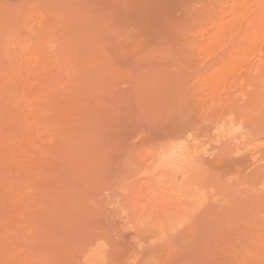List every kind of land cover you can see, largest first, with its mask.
<instances>
[{
    "label": "rangeland",
    "instance_id": "1",
    "mask_svg": "<svg viewBox=\"0 0 264 264\" xmlns=\"http://www.w3.org/2000/svg\"><path fill=\"white\" fill-rule=\"evenodd\" d=\"M220 1L221 5L223 1H225L222 5V9L220 7ZM228 1L229 0H0V22L1 19H3L5 13L9 11L14 12L15 9L16 13L14 12V16H19V10L22 9V11L25 10V12L34 10V13L42 12V14L44 13L45 15L50 14L52 16V18H49L50 21L51 19L54 20V17H57L56 20L58 19V23L55 21L56 29L55 31H53L56 40L55 46L57 51H60L62 47H67V49L71 47V51L68 49V52L70 53L68 54L69 61H81L79 62V64L82 66L84 64H89V69H86L87 76H84L85 73L83 71L86 72V70L83 69L82 72L79 71L76 73L75 71H73L70 74L71 76L68 75V73L70 72L63 70L64 72L61 75L63 83L59 82V86H57L59 90L54 86L53 88L55 90H53L52 88L51 90L49 89V92L48 90L45 91L46 94L45 96H43L44 99L42 95H39L38 97L39 99L41 96L38 101L42 102V107L41 105H36V107L39 106L38 109L40 111H47L48 109H52L53 106H56L53 109L57 111L56 112L53 110V112L52 110H49L47 112H44L43 116V113L39 114V110L37 111L36 108L38 115L41 116V120H51L55 122L57 121V119L58 121L60 119L62 121H66L67 119L68 121L70 120L69 123H71V125H69L67 121L65 123L63 122L64 124L62 123V125L66 126L68 123V127L70 129L68 127H65L66 129L64 130L63 128L62 134L60 135L59 133H61V131H59L58 133V130L59 128H61V126L57 130H55L59 126L58 124L57 127L49 128L50 130L47 128L48 130H45V133L41 135L39 133V127L37 126V128L35 126L37 128L35 129L33 124L31 125V123L35 122L36 120H31V122H29V115H25L27 116H24L25 119H28L26 124L28 123L29 127L32 126L34 129L31 127V130H29L30 128L28 127V125L27 127H25V130L21 129L24 128L25 125L23 127L20 126V130L19 128L17 129L15 127L12 129H14V131L16 129L17 132L20 131L18 133L20 135L23 134L24 139H26L27 141H25L24 139H19V142H17V140L16 143L12 139V136L14 135H12L11 133L9 136L10 138H7V140L10 139L8 141H11L8 142V145L17 144L16 148H18V146L21 147L20 149L22 152L20 153L23 155L18 153V151L20 150L19 148L16 150L12 149V146L14 145L10 146V148L8 145H6L7 152L3 155L4 158L9 159L10 162L12 160V165L14 163L13 166L16 171L15 174L19 175L20 173H22L21 171L24 172L23 174L25 175V179L23 178V180L22 177L21 179L22 185L25 188L23 190V195L26 197H24V201L26 200V203L23 204L22 202H20V204L22 203L23 205L17 203L19 206L16 204V206L18 207H24V209H22V207L20 208L21 212L19 211V208L18 210L17 208H15V202L18 201L17 193L19 192V190L17 189V192L12 191V187H10V184L14 180L12 177L13 174H11L10 169L7 168V172L5 173L7 175L9 174V177L11 178L8 179L9 177H7L6 175L4 176L5 173L2 172V175L5 178L7 177L8 181H6L4 177L1 178L4 179L6 183L2 179L1 181H3L5 186H7L6 188L9 187L8 194L10 192L13 195L14 193H16V196L9 195L10 197L8 198V201H10L9 199H12L11 201H13L14 204L10 205V203L8 202L7 204H4L2 203V201L0 202V206H2L3 208V206L5 205L6 208L4 207V209L7 210V214L9 213V216L11 214L8 210L12 205L15 206H12L10 208L14 210H12L13 213L16 210L20 213H17V216L15 215L16 218L13 214L11 217H14L15 219L10 217L13 222L9 219L10 221L6 226L7 223L3 224L2 219L3 221L6 220L7 222L9 216L6 214L8 218L5 219L7 217L5 216L6 210L4 211L2 209L4 211L3 217L5 218L1 219V223L3 226L5 225L4 227L9 228L8 230L5 229V232L2 231V233H0V237L4 238L7 235L10 237L9 238L7 236V241L10 243V245H8L10 246V248L6 246V248L8 247V249H10V251L8 250L7 253L11 254L12 251L16 249L19 255L18 261L20 264H42L40 262H43L42 260L44 259H39V255H41L43 252L44 255L47 254L46 260L49 261L47 262L45 260L47 264H88L89 262H87L88 260H86V258L89 257L88 254L90 255V257L92 256V253L93 255L98 254L102 256V252L107 255V258H105L104 261L107 259L108 261L105 262L108 264H252L254 261V264L264 263V258H261L264 255V171L261 172V170L259 171V169L254 170L251 167V169L247 168L244 162L241 163V161H239L241 159V155L243 156L244 154L238 153L236 149V145L238 147L241 142H243V144L246 142L244 141L245 138L248 141L250 139L251 141H254V143L257 142V144L259 143L261 145V143L264 142V136L262 137L261 135L262 138L260 137V135L257 137L254 126H252L253 133L256 134L251 135L253 133H251L252 129H250V126L252 125L251 123L254 124V121L251 122L248 120H251L249 118L253 116L248 117V119L246 118L247 122L245 121L244 126L243 124L239 126L241 131L239 130V127L237 131L235 129L232 130L231 127L234 128L233 124L227 123L226 125L231 126L229 127L230 129L227 126L228 129L225 130L228 132V134L226 132L224 133L223 131V128L226 129L225 126H220L219 124V126H216L217 123L214 125L215 120L212 119L213 114H215L214 117L217 115L216 110H214L213 108V103L217 104V102H219V104L221 105L223 101L231 97L229 94V92L231 93V91L236 94L234 95L235 99L236 96H239V94L244 96L246 95L245 92L247 91L245 90L244 92V89L249 88V86H246L244 88L243 83H236L237 85H240L239 87H237L236 84L234 86V84L230 85L228 83L227 85L229 87H227L220 81L222 83L220 84V88H218L219 84H217L218 86L215 90L213 87L215 83H212L215 81L217 75L221 72L219 71L221 70V67H218V69L216 70L215 68H217V66L215 67L214 65L220 63L218 65L220 66L221 63L225 61L224 58H227V56L230 55V47H228L229 45H226L225 48L221 45L219 49L221 40L224 37L222 34L223 32H217V26L219 25V22L221 23L222 21L221 19H219V21L218 18L222 17L226 19L229 17L228 9L232 7L230 5L233 4V0H230L229 2ZM241 3L243 4L244 0L243 2L241 0H238V6L239 4L242 5ZM2 7L4 9H2ZM12 8L14 10H12ZM225 8L228 13L225 11ZM221 10L225 11L226 13L221 12L223 15L220 14ZM24 13L22 12L21 15H23ZM216 13L220 14V16L218 14V16L216 15L217 18L215 16ZM210 18H214L213 20L215 22ZM211 21H213L214 24ZM31 22L32 25L35 23V21L34 23L33 21ZM20 24V22L18 23L16 20H14L9 25H4V27L1 26L2 29L4 28V34L1 31L4 36H2V34L0 35L2 38L0 39V44H2L4 40L3 37H6L7 33L10 32L11 33L8 34V38L10 39V36L12 34V37H16L15 39H22L23 42H26L27 44L33 42V40L35 39L32 36L33 34L29 35V31L27 30V28L23 27L22 24ZM9 26H13L14 29L9 28ZM80 27H82V29L84 30H82ZM79 28L81 30H78ZM202 29L203 32H200L202 31ZM12 32H15V34L13 35ZM197 32L199 33V35L197 34ZM201 33L204 34L201 35ZM6 40L8 41L9 39ZM213 43L216 48L212 46ZM72 49L74 50V52L72 51ZM31 50L38 52L41 56H44L41 61H32L31 63L33 67L32 69L30 68V71H32V77H30V79H32V83L34 84L37 83L39 78H44L43 75H45V73L41 70L40 65L41 62L43 63L44 61H47V59H49V50L45 45H41L39 43H35L33 46H31ZM223 50L225 53L223 52ZM219 51L223 52V54H221V52ZM12 53L14 56L17 51H13ZM96 53L98 54L96 55ZM217 55L218 57L215 58V56ZM209 58H211L212 61L215 58L216 60H214V62L216 63H212L210 61V65ZM94 60L96 61L95 64H93ZM204 63H208L210 66H207V64ZM100 64L102 66H100ZM205 65L206 67H208L206 70ZM203 67H205V72L203 71ZM90 69L93 70L92 73L94 76L91 74ZM213 69L214 72L212 71L213 73H211V70ZM202 72L204 75L202 74ZM78 73H80V76L82 75L86 77V79H84L83 81V77L81 76V78H79L80 76L78 75ZM94 77L97 78L94 79ZM204 78L206 80H203ZM89 79L90 82L88 83ZM104 80L106 81V83L104 82ZM202 80L206 82H203ZM82 81L83 83H81ZM86 85H89L88 87L90 88H88ZM92 85H94V87H92ZM72 86L74 88H71ZM96 86L98 87L95 89ZM217 88L220 90L221 93L219 94L221 95L218 94ZM60 89L61 92H59ZM68 89H70L71 91L69 93H72L73 95H69L67 91ZM226 89H228L229 91ZM238 90L241 91L239 92ZM54 91H57V93ZM51 92L54 96H58V92L60 93V97H58V101L60 103L56 101L57 98H52ZM78 92L80 94L79 100L78 96H76ZM62 94H64L63 99H65V96H68L67 98L69 99L66 100L70 102H65V100L63 102V99L61 100ZM49 96L51 97L53 102L50 98H48ZM210 96L213 98H211ZM88 97H90V99ZM214 98H218V100ZM72 99H77V101H73ZM50 100L51 104H55V100L58 105L61 104L62 106L60 105V107H57V103L55 105H51L49 103ZM238 100H240V102H242L241 100L245 101V99H242L241 96L237 98V101ZM38 101L36 102L39 103ZM61 102L65 103V105ZM47 103L50 105H48ZM173 103L175 104L174 106ZM242 103L239 104L242 105ZM74 104L76 105L74 106ZM45 105L48 106L45 107ZM22 106L23 105L21 104L18 111H20L21 108L24 110V108L26 107L25 111L29 114L30 110L28 104L26 103L24 105V108ZM40 107L42 109H40ZM109 107L111 109H108ZM58 108H60V110ZM58 110L62 113H58ZM211 110L213 111V113ZM10 111L18 112L15 109H11ZM25 111L23 113H25ZM78 111L80 113H78ZM8 112L6 114H10V112ZM31 112H33L32 115H35V113H37L35 111ZM52 112L53 114H50ZM46 113L49 114L47 115ZM72 113H74L75 116L74 114L72 116ZM253 113H256V111H254ZM2 115H4V113H2ZM53 115L57 118H55ZM61 115L62 118H59V116L61 117ZM258 115L261 116V113H259ZM258 115H256L257 121H255L257 125L260 124L259 120L264 121V118L262 119V116L258 117ZM5 117L6 116H3V119ZM52 118L55 120H53ZM89 118L92 120V122H95L92 123L91 121H89ZM3 119L1 118L0 120ZM32 119L34 120L33 117ZM61 120L59 122H61ZM84 121L86 122L84 123ZM6 122L4 121L5 124ZM1 125L0 127L3 128V126ZM6 125L9 127L11 124L9 122ZM94 126L97 129H95ZM8 127H6V129L4 126V129L0 130H4V132H6L7 130H9ZM83 127H85V129ZM211 127L212 129H210ZM235 127L237 128V125ZM9 128H11V126ZM26 128L28 130H26ZM87 128L88 131L90 129L89 134L91 133V136L88 135L84 138L88 141L91 139L90 143L93 146H90H92V148H85L84 144L86 146L88 141H86L87 143H84L81 140L83 138V136L81 138V134H88ZM213 128L215 130V133L213 132ZM66 130L71 131H68V133ZM16 131L15 133H17ZM63 131L66 132H64L63 134ZM245 131H249L251 138L250 136H248V132L246 133ZM9 132L11 131L9 130ZM52 132L56 136L53 135ZM231 132L233 134L234 132L236 133L235 135H233ZM239 132L242 133H240L239 135ZM12 133L14 132L12 131ZM65 133H67L68 135ZM216 133H218V136L216 135ZM223 133L224 136L222 135ZM73 134L75 135L72 136ZM212 134H215L216 136ZM52 135L53 138H51ZM229 135H233V140L235 139V141L239 140L238 138L240 137L241 141H237V143L239 144H235V142H233L231 136ZM73 137L74 139H72ZM219 137L221 138L219 139ZM226 137L228 141H230L231 139L232 141L230 143L233 144L229 146L230 143L226 142ZM247 137H249V139ZM20 138H23L22 135ZM78 138H80L81 141ZM188 138L191 139L192 142ZM56 139L59 140V142ZM61 139L62 141L64 140L63 143ZM222 140H225V142H223ZM65 141L68 142V144ZM195 142H197L196 145H199L200 147H203L205 145L203 147V151L206 152L205 156L209 157L210 155L211 158L217 159L216 161L215 159H213L212 162V159L210 157V159L208 157H205L206 159H208V162L205 160L204 164H206V168L203 167V169L205 168V170H207H203L204 174L202 171V174H200L202 176L200 177H203L201 180L202 183H205V181L203 180H206V184H203V187H207L205 188L207 192L204 188L203 191L201 190L200 192H198L199 195L197 194L195 196L196 199L195 197H193L195 201L193 202L195 206L193 204V207L191 206V208L193 209H190L188 213L185 212L186 214L182 213L181 215H179V220L176 219V222L173 221L172 223L168 222V225L165 223L163 231L161 227H159L160 230L156 229L157 226L155 225L158 222V218H160V210H169L170 206L172 208L176 207L175 204L171 205L170 201L174 199L171 196L169 197V193L172 189L167 180L165 182V180L162 179L164 181L163 184H160L158 180L155 181V178L161 179V177H163V172L161 171V168L158 167L162 162H167L168 164L169 162H172L170 160V154L174 151H177L174 150L175 148H179L176 146L173 147L174 144H177L182 148V145L186 143L194 145ZM221 142L222 146L226 145L225 143H229V148L232 145H235L234 147L232 146L233 148L231 147L230 150L226 147V150H229L228 153L230 154V157H232L231 154L233 153V151L236 152L233 153L237 154V156L233 155L236 158V161L232 158V162V160H230L231 158L224 156L227 154V151L224 153L222 152L223 156H220L219 149L222 147L219 145L221 144ZM81 143L83 144V146ZM44 145L47 147H45ZM170 146L171 149L169 148ZM56 147L63 148L59 149L61 150L60 152L58 149L55 150ZM81 147H84L85 149ZM205 147L208 148L207 151ZM261 147L262 146H260L259 148L263 150L264 153V145L262 148ZM70 148L72 151L70 150ZM36 149L39 152L38 155ZM43 149L44 151H42ZM63 149L64 151H62ZM155 149L164 151L162 154L166 153V155H168L169 161L167 160L166 156H163L161 154V157H163H160L161 160L158 162L159 164L157 163V165L155 164V166L152 163V155L155 152ZM9 150L11 153H9ZM53 150L56 154L52 153L54 152ZM33 151H35L36 153H34ZM56 151L60 152V154L62 153L65 156L61 155L60 157V154L58 155ZM83 151H89L87 153L88 155L86 154L84 156ZM97 152H100V154H98ZM210 152L212 155L207 154ZM214 152L218 153L215 155ZM96 154L98 155V157ZM218 154L220 156L219 158L217 157ZM81 155H83V157ZM202 155L204 156V154ZM18 156L20 157V159ZM46 156L49 158H47ZM66 156L70 157V160ZM40 157H42L43 159ZM45 157L47 158V160H51L54 157V160L52 159L51 162L50 160L46 161ZM57 157H59L58 161H60V163L57 161ZM84 157L88 160L84 159L83 161L82 158ZM94 158H97V160H95V166L93 167V163L91 164V162L92 159L94 160ZM37 159L40 160L41 164ZM218 159L221 160V162L218 161ZM16 160H18L19 163H17ZM21 161H23V164L21 163ZM52 161H54V163ZM86 161L88 162V165ZM89 161L91 162L89 163ZM63 162L65 163V168H68L67 170L61 168V165L63 167ZM214 162H216V165H214ZM20 163L23 166L25 165V167L22 168L24 170L20 168ZM35 163L39 164H37L36 166ZM175 164L176 163H174L173 165L175 166ZM208 164L210 165V167L208 166ZM46 166L50 167L51 170L54 169V174H51L52 171L50 170V168H48V172L44 170ZM72 166H74L73 169L75 171L71 169V172L69 168H72ZM148 167H151L152 171L151 168L149 171ZM160 167H162V165ZM208 167L209 169L211 168V171H209L211 174L207 172L209 170ZM244 167H246L247 169H245ZM37 168H40L42 170L36 171ZM58 168L60 169V171ZM144 168L147 169V173L145 172ZM155 168L159 169L158 172L160 171L161 176L160 174H157L158 172ZM182 170L183 169L181 168V171H179L177 168V177H181L179 175ZM252 170L258 171L259 173L261 172L263 174L258 173V175ZM141 171L143 173L145 172V174L147 175H143ZM155 171L157 172L156 174L160 177H156V174L154 173ZM60 173H63V178L62 174ZM47 174L50 176H47ZM183 174L181 173V175ZM206 175H209V177L206 178ZM26 176L28 177L27 179ZM57 176L59 177L57 178ZM84 176L86 178H84ZM152 176L155 177V180L152 178L154 180L153 182H151L152 179L150 178ZM51 177L54 178V180L51 179ZM59 178L61 181L58 180ZM183 178H185L184 175L182 178H178V180H181ZM212 178L213 180H211ZM48 179H51L52 181H50L53 183H50ZM38 180H40L41 183L45 184V181H47L48 185L46 184L47 187H44L43 189L46 190L48 188V192L41 191L43 190L41 188L45 186V184H40ZM162 180L159 181L162 183ZM178 180L176 181L177 183L179 182ZM208 180L210 183H207ZM54 181L56 184L54 183ZM183 181L184 182L178 183L181 189L184 188V185L188 180L185 181L183 179ZM67 182L68 184L71 183V186L66 184ZM131 183L133 184L131 185ZM150 183L155 185V187L152 188L153 185L151 186ZM166 183L167 186L164 187L163 185H166ZM208 184L210 185L207 186ZM39 185L41 188L39 187ZM208 187L211 188V191ZM159 188L162 190V193L161 195H158L159 197L155 195L156 198L159 199H156L159 202L155 203V200H153L154 198H151L152 195L150 196L149 194H152L151 192L155 194L157 189ZM76 189L78 190L75 191ZM184 189L187 188L185 187ZM32 190H36L34 191L36 193H33ZM168 190L170 192L168 193L166 199L165 195L167 194ZM163 191L166 192V194L164 193L165 195L163 194ZM53 194H56V197ZM66 195L68 196V198L64 197ZM237 195H239V197ZM13 197L16 198L15 201L13 200ZM198 197L202 199H199ZM20 198L21 197H19V199ZM77 198L80 199L77 200ZM40 199L43 202H41ZM44 199L48 203L50 201V203L48 204L49 207H46L45 203L47 202H45ZM5 200H7V197ZM33 200L37 202L36 205L38 206L35 205V207H38L37 209L32 206L33 204H35ZM74 201L76 203H74ZM84 201L86 202V204ZM64 202L66 203L64 204ZM161 202H164L163 205L165 206V208ZM166 202L168 203V207H166ZM8 204L10 205V207L8 206ZM50 204H53V206ZM79 206L81 208H79ZM43 207L47 209V211ZM26 208L28 209L26 210ZM39 208H43L44 210H40ZM72 208H74L73 210L75 212H73ZM88 209L90 210L88 211ZM2 210H0L1 214H3ZM84 211L88 212L85 213ZM25 212L28 214V216ZM25 215L27 216V219H25ZM137 216H141L140 220H142L143 217L144 221L139 220L138 222ZM147 218H149L150 220L146 221ZM140 222H142L144 226H141L142 224ZM144 222H147V226H145L146 224ZM153 222H155V225ZM150 223L152 224V227L154 226L153 228H151ZM14 226H16V228H14ZM4 227L2 228L4 229ZM34 228L36 230H33ZM3 233H6L7 235H3ZM5 239L6 238H4V240H1L5 243ZM1 240L0 242H2ZM1 246L3 247L4 244L0 243V247ZM2 247L0 251L1 254L3 253L2 250L5 249V247H3L4 249H2ZM6 250L4 254H6ZM32 251L35 253H32V255H34L30 257L29 254ZM99 252L101 254H99ZM106 255L103 256L105 257ZM3 258L5 259V256ZM38 259L41 261H39ZM7 261L9 260L7 259ZM5 263L8 264L7 262ZM10 263L11 261H9V264Z\"/></svg>",
    "mask_w": 264,
    "mask_h": 264
},
{
    "label": "bare ground",
    "instance_id": "2",
    "mask_svg": "<svg viewBox=\"0 0 264 264\" xmlns=\"http://www.w3.org/2000/svg\"><path fill=\"white\" fill-rule=\"evenodd\" d=\"M230 1V0H229ZM228 1V2H229ZM242 2H243V0H241ZM225 1H223V3H224ZM227 2V3H228ZM237 2H238V0H233L232 1V5H230V6H232L231 8H229L228 9V11H229V17L228 18H226V19H224V18H218V20L219 19H221L222 21H221V23L219 22V25L217 26L218 27V30H217V32H223L222 34H223V37L224 38H222V40H221V44L219 45V49H220V46L222 45L224 48H225V46L226 45H229L228 47H230V50H229V52H230V55H228L227 56V58H224L225 57V55H224V59H225V61L224 62H222L221 63V65L220 66H218L219 64H217V65H214L215 67L217 66V68H215L216 70L218 69V67L220 68L221 67V70H219V71H221L218 75H217V77H216V79H215V81L214 82H212V83H215V85L213 86L214 87V89L216 90V87L218 86L217 84H219V87L218 88H220V84H222V83H224L225 84V86H227V87H229L227 84L229 83L230 85H232V84H234V86H235V84L237 83V84H242L243 83V86H244V88L246 87V86H249V88H245L244 89V92H245V90H247L246 92H245V94L246 95H244V96H242V95H240L239 94V96H241L242 97V99H245V101L244 100H241L242 102L244 101L245 102V104H244V102L242 103V102H240V100H238L237 101V98L239 97H237L236 96V99H235V96L234 95H236V94H234V92L233 91H231V93L229 92V94H230V96L231 97H229L227 100H225V101H223L222 103H221V105L219 104V102H217L216 100H218V98L216 99V98H214V99H216L215 101L217 102V104H215V103H213L214 105H213V108H214V110H216V113H217V115L214 117V115L215 114H213V116H212V119H214L215 121H214V125L216 124V126H225L226 127V129L225 128H223L224 130V133L226 132L227 134H228V132L227 131H225V130H227L229 127H231L230 125H226L227 123H231V124H233V126H234V128H232L231 127V129L233 130V129H235L236 131L238 130V127L241 125V124H243V126H244V123H245V121H246V118L248 119V117H250V116H253V117H251V118H249V119H251V120H248V121H254V124L253 123H251L252 125L250 126V129H252V131H251V133H253V128H252V126H254V129H255V131H256V133H257V137L260 135V137H261V135H262V137L264 136V121H262V120H259V125H257V123L255 122V121H257L256 119V115H258L259 113H261V116H262V119L264 118V0H244V3L242 4V5H240L239 4V6H238V4H237ZM240 2V1H239ZM223 3H222V5H223ZM231 3V2H230ZM220 5H221V1H220ZM222 5L220 6L221 7V9H222ZM227 5V4H226ZM229 7V6H228ZM1 9V8H0ZM2 9H4L3 7H2ZM5 9H7V8H5ZM12 10H14L13 8H12ZM16 10V9H15ZM15 10H14V12H15ZM21 10V11H20ZM19 10V16H14V12L13 11H9V12H7V13H3L4 14V16H3V19H1V22H0V35L2 34V32H3V29H2V27L1 26H3L4 27V25H9L12 21H14V20H16L18 23L20 22L21 24H22V26L23 27H25V28H27V30L29 31V35H31V34H33L32 36H33V38H35L34 40H33V42H31V43H29V44H27L26 42H23V40L22 39H19V38H17V39H15L16 37H12V34H11V39H12V42H11V39L10 38H8L9 36H8V34H10V33H7V36L6 37H3V42H2V44H0V113H1V117H0V119L2 118L3 119V116H6L3 120H0V125L1 126H3V128L2 127H0V129H4V126H5V128L6 127H8L6 124H8L9 122H10V126H11V128H9L8 127V129L11 131V132H9V130H7L6 132H4V130L3 131H1L0 130V199H1V201L0 202H2V203H4V204H7V202L8 203H10V205L11 204H14L13 203V201H11L12 199H9L10 201H8V198L10 197V196H12L13 194L10 192L9 194H8V192H9V187L8 188H6L7 186H5L4 185V183H3V181H5L4 179H2L5 175L7 176V177H9V174L7 175L5 172H7V168H9L10 169V172H11V174H13V176L12 175H10V176H12L13 177V181H12V183L10 184L11 186L10 187H12V191H16L17 192V189L19 190V192L17 193L18 194V198H17V202H15V206H16V204L18 203V204H20V202H22L23 204L24 203H26L25 201H24V195H23V190L25 189L24 188V186L22 185V179L24 178L25 179V175L23 174L24 172L23 171H21L22 173H20L19 175H17V174H15V168H14V163H13V165H12V160H11V162L9 161V159H5L4 158V155L3 154H5L6 152H7V149H6V145H8L9 143L8 142H11V141H8V140H10V139H8L7 140V138H10L9 136H10V133L12 134V135H14V136H12V139L14 140V142H16L17 140V142H19V139L20 140H23L24 139V136H23V134H21L22 135V139L20 138L21 137V135L18 133V132H20V131H16V129H15V131L17 132V133H15V131H14V129H12V128H19L20 126H24V128H21V129H24L25 130V127H27V125H28V123L26 124V122L28 121V119L30 120L29 122H31V120L32 121H35V122H33V123H31V125L33 124V126H34V128L35 129H37L38 127H39V129H40V131H39V133L42 135V134H44L45 133V130H48L49 128H53V127H57V125L59 124V126L55 129V130H57L60 126H61V128H59V130H58V133H59V131H61V133H59L60 135L62 134V129L64 128V130L66 129L65 127H68L69 125H71V123H69V121L66 119V121L69 123V125H68V123H67V125L65 126H63L62 125V123L64 122H66L65 120L64 121H62L61 119V122H59L58 121V119H57V121H51V120H41V116L40 115H38V108H39V106L41 105V107H42V102L40 101H38L40 98H41V96H40V98L38 99V97H39V95H42V97L43 96H45V94H46V90H48V92H49V89L51 90L54 86H55V88L57 87V86H59L58 84H59V82H62L63 80L61 79V75H62V73L64 72L63 70H66L67 72H70V73H68V75H70L73 71H75L76 73L77 72H82L83 70H86V69H89L88 67H89V64H87V65H80L79 64V62H81V61H79V62H77V60H68L69 59V57H68V54H70L69 52H68V49L71 51V47L70 48H68L67 49V47H62V49L60 50V51H57V49H56V46H55V44H56V40H55V36H54V34H53V31H55V29H56V27H55V23L57 22V20H56V18L54 17V20L53 19H51V21L49 20V18H52V16L50 15V14H42V12L41 13H38V12H35L34 13V10H29V11H26L25 12V10H23L22 11V9H20ZM1 11V10H0ZM225 11L228 13V11L226 10V8H225ZM225 11H220V14H222L223 12L224 13H226ZM24 13L23 15H21V13ZM222 12V13H221ZM1 13V12H0ZM16 13V12H15ZM215 13V12H214ZM219 15L220 16V14L219 13H216L215 14V16L216 15ZM217 15V16H218ZM223 15V14H222ZM228 15V14H227ZM21 16V17H20ZM214 16V15H213ZM217 16H216V18H217ZM210 19H212V18H210ZM214 19V18H213ZM212 19V20H213ZM218 20H216V21H218ZM31 21H33V23H34V21H35V23L32 25V22ZM56 21V22H55ZM214 21V20H213ZM213 21H211L212 23H213ZM220 21V20H219ZM215 22V21H214ZM31 23V24H30ZM58 23V22H57ZM218 23V22H217ZM13 24V23H12ZM14 24H15V22H14ZM20 24V25H21ZM214 24V23H213ZM213 24H212V26H213ZM81 26V25H80ZM87 26V25H86ZM16 27V26H15ZM9 28H13V26L12 27H10L9 26ZM81 29H82V27H80ZM78 29V30H81V29ZM85 28V27H84ZM14 29V28H13ZM200 29V28H199ZM239 29V30H238ZM82 30H84V29H82ZM216 30V29H215ZM2 31V32H1ZM205 31V30H204ZM238 31V32H237ZM199 32V31H198ZM197 32V34L199 35V33L200 32H203V29H202V31H200L199 33ZM5 33V34H6ZM13 33V32H12ZM194 33H195V31H194ZM3 34H4V32H3ZM2 34V36H4ZM15 34V32L13 33V35ZM77 34V33H76ZM196 34V35H197ZM202 34H204V33H201V35ZM216 34V33H215ZM218 34V33H217ZM210 35H212V34H210ZM225 35V36H224ZM16 36V35H15ZM81 37V36H80ZM79 37V38H80ZM213 37V36H212ZM83 38V37H82ZM214 38H215V36H214ZM0 39H2L1 38V36H0ZM6 39H9L8 41L6 40ZM16 40V41H15ZM81 40V39H80ZM0 42H1V40H0ZM7 42V43H6ZM211 42V41H210ZM219 42V41H218ZM218 42H216V43H218ZM4 43V44H3ZM35 43H39V44H41V45H45L46 47H47V49L49 50V59H47V61H44L43 63L41 62V65H40V68H41V70L45 73V75H43V79H40L39 78V80L37 81V83H32V79H30V77H32L31 75H32V71H30L31 69H32V65H31V63H32V61H41V59L42 58H44V56H41L38 52H36V51H32L31 50V46H33ZM204 43V42H203ZM7 46H6V45ZM9 44H11V45H9ZM209 44V43H208ZM211 44V43H210ZM1 45H3V46H1ZM231 45V46H230ZM11 46V47H10ZM68 46V45H67ZM212 46H214V48H216L215 47V45H214V43H213V45ZM217 46V45H216ZM49 47H50V49H49ZM69 47V46H68ZM83 47V46H82ZM85 48V47H84ZM84 48H83V50H84ZM14 49V50H13ZM221 49H222V47H221ZM212 50V49H211ZM218 50V49H217ZM15 52V51H17V53L16 54H14V56H13V53L12 52ZM72 51L74 52V50L72 49ZM93 52V51H92ZM215 52V51H214ZM219 52H221V51H219ZM223 52H224V50H223ZM223 52H221V54H223ZM88 53V52H87ZM209 53V52H208ZM207 53V54H208ZM225 53V52H224ZM73 54V53H72ZM71 54V55H72ZM98 53H96V55H97ZM206 54V55H207ZM220 54V55H221ZM205 55V56H206ZM15 59H14V58ZM68 57V58H67ZM88 57V56H87ZM93 57V56H92ZM207 57V56H206ZM218 57V55L217 56H215V58H217ZM222 57H220V58H222ZM75 58V57H74ZM205 58V57H204ZM208 58V57H207ZM213 59V61L211 60V58H209V62L211 61L212 63L214 62V60H216V59ZM73 59V58H72ZM78 59V58H77ZM87 59H89V58H87ZM95 59V58H94ZM68 60V61H67ZM202 60H203V58H202ZM207 60V59H206ZM221 60V59H220ZM87 61H90V60H87ZM84 62H86V61H84ZM83 62V63H84ZM95 60H94V63L93 64H95ZM101 62V61H100ZM203 62V61H202ZM208 62V61H207ZM211 62H210V65H211ZM221 62V61H220ZM91 63V64H92ZM214 63H216V62H214ZM204 64H207V66H210L208 63H204ZM97 65V64H96ZM91 66H93V65H91ZM99 66V65H98ZM100 66H102L101 64H100ZM94 67H95V65H94ZM205 67H206V65H205ZM203 67V71L205 72V70L208 68V67ZM213 67V66H212ZM31 68V69H30ZM100 68V67H99ZM199 68V67H198ZM204 68H205V70H204ZM214 68V67H213ZM83 69V70H82ZM94 69V68H93ZM97 69V68H96ZM211 69V68H210ZM91 70V69H90ZM95 70V69H94ZM30 71V72H29ZM92 71L93 70H91V74L93 75V73H92ZM101 71V70H100ZM209 71V70H208ZM214 72V69L213 70H211V73H213ZM84 73H85V75L84 76H87L86 74H87V70H86V72L85 71H83ZM207 72V71H206ZM80 73H78V75H79ZM202 74H203V72H202ZM205 74H207V73H205ZM25 75H27V76H25ZM92 75H90V76H92ZM115 75V74H114ZM113 75V76H114ZM204 75V74H203ZM202 75V76H203ZM213 75V74H212ZM71 76V75H70ZM80 76V75H79ZM78 76V77H79ZM82 76V75H81ZM81 76L79 77V78H81ZM84 76H82L83 77V81H84V79H86V77H84ZM94 76V75H93ZM106 76H107V74H106ZM201 76V77H202ZM26 77H28V78H26ZM77 77V76H76ZM98 77V76H97ZM97 77H94V79L95 78H97ZM198 77V76H197ZM205 77V76H204ZM208 77V76H207ZM210 77H211V75H210ZM88 78V77H87ZM90 78V77H89ZM100 78V77H99ZM105 78V77H104ZM110 78V77H109ZM206 78V77H205ZM203 79V80H206V79ZM71 79H72V77H71ZM75 79V78H74ZM91 79V78H90ZM90 79H89V81H88V83L90 82ZM101 79V78H100ZM100 79H98V80H100ZM29 80V81H28ZM93 80V79H92ZM107 80V79H106ZM202 80V81H203ZM67 81V80H66ZM66 81H64V82H66ZM83 81L81 82V83H83ZM222 83H221V82ZM31 82V83H30ZM78 82V81H77ZM80 82V81H79ZM104 82L106 83V81L104 80ZM203 82H206V81H203ZM63 83V82H62ZM72 83V82H71ZM87 83V82H86ZM211 83V82H210ZM32 84V85H31ZM70 84V83H69ZM97 84V83H96ZM96 84H94V85H96ZM208 84H209V82H208ZM236 84V85H237ZM245 84V85H244ZM75 85V84H74ZM94 85H92V87H94ZM66 86H67V84H66ZM79 86V85H78ZM84 86V85H83ZM87 87L89 86V85H86ZM212 86V85H211ZM240 85H237V87H239ZM85 87V86H84ZM91 87V88H92ZM98 86H96L95 87V89L97 88ZM210 87V86H209ZM226 87V88H227ZM242 87V86H241ZM46 88V89H45ZM48 88V89H47ZM58 88V87H57ZM71 88H74L73 86L71 87ZM88 88H90V87H88ZM217 88V92H218V94L219 93H221L220 92V90ZM81 89V88H80ZM85 89V88H84ZM208 89V88H207ZM249 89V90H248ZM43 90H44V92H43ZM53 90H55L54 88H53ZM53 90H52V92H53ZM58 90H59V88H58ZM79 90V89H78ZM77 90V91H78ZM92 90V89H91ZM226 90H228V89H226ZM62 91H63V89H62ZM68 91V93L69 92H71L70 91V89H68L67 90ZM90 91V90H89ZM93 91V90H92ZM91 91V92H92ZM229 91V90H228ZM239 91V90H238ZM241 91V90H240ZM239 91V92H240ZM242 91H243V89H242ZM52 92H51V95H52V98L53 99H56L57 98V100L56 101H58V97H60V93L59 92H61V89H60V91L58 92V96L57 95H53L52 94ZM54 92H56L57 93V91H54ZM208 92V91H207ZM216 92V93H217ZM56 93H54V94H56ZM63 93H64V91H63ZM82 93H83V90H82ZM85 93V92H84ZM211 93V92H210ZM215 93V92H214ZM66 94V93H65ZM92 94V93H91ZM90 94V95H91ZM234 96H232V95ZM64 94H62V96H61V100L63 99V96ZM69 95H73L72 93H69ZM79 92H78V94H76V96H78V100L80 99L79 98ZM82 95V94H81ZM209 95V94H208ZM219 95H221V94H219ZM238 95V94H237ZM47 96V95H46ZM57 96V97H56ZM75 96V95H74ZM215 96H217V95H215ZM214 96V97H215ZM68 97V96H67ZM66 96H65V99H63L62 101L64 102V100H65V102L67 101V102H70V101H68V100H66V99H69V98H67ZM94 97V96H93ZM211 97V96H210ZM244 97V98H243ZM48 98H50L51 99V97L49 96ZM70 98H71V96H70ZM72 98H73V96H72ZM75 98V97H74ZM77 98V97H76ZM89 99H90V97H88ZM92 98V97H91ZM211 98H213V97H211ZM43 99H44V97H43ZM42 99V100H43ZM213 99V100H214ZM221 99V98H220ZM241 99V98H240ZM48 100V99H47ZM52 100V99H51ZM51 100H50V102L49 101H46V102H49L50 104H51ZM60 100V99H59ZM60 100V101H61ZM73 101H77V99H72ZM71 100V101H72ZM81 100H83V99H81ZM86 100V99H85ZM92 100V99H91ZM209 100H212V99H209ZM235 100V101H234ZM36 101H38L39 103H37ZM174 101V100H173ZM172 101V102H173ZM208 101V100H207ZM37 104H36V103ZM52 102H53V100H52ZM87 102V101H86ZM211 102V101H210ZM18 103V104H17ZM20 103V104H19ZM28 104V107H29V110H30V112H29V114H28V112H26L25 111V108H24V105L25 104ZM44 103V102H43ZM54 103L56 104L57 102H55V100H54ZM58 103H60L59 101H58ZM58 103L56 104L57 105V107H60V105L61 104H59L58 105ZM62 103V102H61ZM72 103V102H71ZM175 103V102H174ZM173 103V106L175 105ZM239 103H242V105L241 104H239ZM21 104L23 105L22 107L24 108V110L22 109H20V111H18L19 110V108H20V106H21ZM48 104V103H47ZM50 104H48V105H50ZM55 104H51V105H55ZM62 104H64L65 105V103H62ZM73 104V103H72ZM77 104V103H76ZM76 104H74V106L76 105ZM84 104V103H83ZM245 106H244V105ZM36 105H39L38 107H36ZM47 105V106H48ZM68 105H71V104H68ZM80 105V104H79ZM44 106V105H43ZM46 105H45V107H47ZM62 106V105H61ZM78 106V105H77ZM76 106V107H77ZM88 106V105H87ZM92 106V105H91ZM106 106V105H105ZM107 106H109V105H107ZM206 106V105H205ZM40 107V109H42ZM56 106H53V108H55ZM211 107V106H210ZM209 107V108H210ZM36 108H37V111H36ZM49 108H52V107H49ZM48 109L47 111H56L55 109ZM64 108H65V106H64ZM63 108V109H64ZM79 108V107H78ZM88 108H90V107H88ZM93 108V107H92ZM91 108V109H92ZM105 108V107H104ZM17 110L18 112H16V111H14V112H12V111H10V110ZM57 109V108H56ZM59 110H60V108H58ZM74 109V108H73ZM108 109H111L110 107L108 108ZM212 109V108H211ZM28 110V111H29ZM43 110H44V108H43ZM58 110V113L60 112ZM71 110V109H70ZM104 110H106V109H104ZM207 110H208V108H207ZM256 111V113H253L254 111ZM10 112V114H6L7 112ZM25 111V113H23ZM31 111H35V112H37V113H35V115H32V113L33 112H31ZM42 111V110H41ZM40 110H39V114H41V113H43L42 115L44 116V112H47V111H42L41 112ZM53 111V112H54ZM62 111V110H61ZM80 111H81V109H80ZM88 111V110H87ZM108 111V110H107ZM212 111V110H211ZM211 111H209V112H211ZM8 112V113H9ZM12 112V113H11ZM53 112L52 113H50V114H53ZM57 112V111H56ZM64 112V111H63ZM71 112H73V111H71ZM104 112V111H103ZM106 112V111H105ZM111 112V111H110ZM2 113H4V115H2ZM31 113V114H30ZM57 113V114H58ZM62 112H60V114H61ZM68 113V112H67ZM70 113V112H69ZM78 113H80L79 111H78ZM86 113V112H85ZM107 113V112H106ZM212 113H213V111H212ZM6 114V115H5ZM36 114H37V116H36ZM47 115L49 114V113H46ZM71 114V113H70ZM73 114L74 113H72V116H73ZM252 114V115H251ZM25 115H29L28 116V119L26 120L25 119V117H27V116H25ZM55 115H56V113H55ZM254 115H255V117H254ZM25 116V117H24ZM42 116V117H43ZM51 116V115H50ZM54 116V115H53ZM69 116V115H68ZM74 116H75V114H74ZM260 115H258V117H261ZM32 117L34 118V120L32 119ZM55 118H57L56 116H54ZM76 117H78V116H76ZM75 117V118H76ZM81 117V116H80ZM85 117V116H84ZM31 118V119H30ZM40 118V119H39ZM59 118H62V115H61V117L59 116ZM73 118V117H72ZM252 118H253V120H252ZM25 119V120H24ZM46 119V118H45ZM50 119V118H49ZM53 119V118H52ZM64 119H65V117H64ZM68 119H70V118H68ZM78 119V118H77ZM87 119V118H86ZM90 119V118H89ZM53 120H55V119H53ZM76 120V119H75ZM264 120V119H263ZM4 121L6 122V121H8V122H6V124L4 123ZM71 121H72V119H71ZM89 121H91L92 122V120L90 119ZM80 122V121H79ZM86 121H84V123H85ZM95 122V121H94ZM94 122H92V123H94ZM247 122V121H246ZM55 123H57V124H55ZM63 123V124H64ZM72 123H74V122H72ZM83 123V124H84ZM34 124H37V125H34ZM87 124V123H86ZM219 124V125H218ZM30 125V126H31ZM237 125V128L235 127ZM37 128H36V127ZM63 126V127H62ZM83 126V125H82ZM88 126V125H87ZM227 126H228V128H227ZM28 127H29V125H28ZM32 127V126H31ZM31 127H29L30 129L29 130H31ZM97 127V126H96ZM242 127V126H241ZM33 128V127H32ZM33 128V129H34ZM48 128V129H47ZM69 128V127H68ZM84 129H85V127H83ZM83 128H81V129H83ZM89 128V127H88ZM88 128H87V131H88ZM94 128H95V126H94ZM7 129V128H6ZM12 129V130H11ZM70 129V128H69ZM80 129V128H79ZM95 129H97V128H95ZM210 129H212V127L210 128ZM230 129V128H229ZM19 130H20V128H19ZM26 130H28L27 128H26ZM50 130V129H49ZM213 130H214V128H213ZM239 130H240V127H239ZM12 131L14 132V133H12ZM22 131V130H21ZM33 131V130H32ZM35 131V130H34ZM37 131V130H36ZM44 131V132H43ZM67 131V130H66ZM66 131H63V134H64V132H66ZM69 132L71 131V130H68ZM67 131V132H68ZM80 131H82V130H80ZM89 131H90V129H89ZM89 131H88V134H81V138H82V136H83V138L85 137V136H88V135H90L91 136V133L89 134ZM211 131V130H210ZM218 131V130H217ZM219 131H220V129H219ZM241 131V130H240ZM68 132V133H69ZM74 132V131H73ZM76 132V131H75ZM85 132V131H84ZM97 132H98V130H97ZM212 132V131H211ZM214 133H215V130L213 131ZM243 132V131H242ZM242 132H239V135H240V133H242ZM246 132V131H245ZM248 132V134H249V131H247ZM246 132V133H247ZM23 133V132H22ZM25 133V132H24ZM49 133V132H48ZM50 133H51V131H50ZM55 133V132H54ZM58 133H56V134H58ZM220 133V132H219ZM222 133V132H221ZM224 133L222 134L223 136H224ZM232 133V132H231ZM235 133L236 132H234V134L233 135H235ZM244 133V132H243ZM256 133H253V134H251V135H254V134H256ZM38 134V133H37ZM47 134V133H46ZM52 134H53V132H52ZM65 134H67V133H65ZM226 134V135H227ZM230 134V133H229ZM245 134V133H244ZM248 134H246V135H248ZM49 135H51V134H49ZM53 135H55V134H53ZM53 135H52V137L51 138H53ZM68 135V134H67ZM67 135H65V136H67ZM75 134H73L72 136H74ZM212 135H215V134H212ZM216 135L218 136V133H216ZM215 135V136H216ZM233 135H229V136H231V138H232V140H233ZM20 136V137H19ZM56 136V135H55ZM54 136V137H55ZM59 136V135H58ZM64 136V135H63ZM71 136V135H70ZM222 136V137H223ZM229 136H227V137H229ZM237 136V135H236ZM236 136H235V138H236ZM245 136V135H244ZM248 136H250V134L248 135ZM69 137V136H68ZM95 137V136H94ZM227 137L225 138V140H227ZM242 137V136H241ZM256 137V138H257ZM261 137V138H262ZM81 139L84 143L86 142V141H88V140H86L85 138V140L84 139ZM198 138V137H197ZM221 137H219V139H220ZM224 138V137H223ZM222 138V139H223ZM248 139H249V137H247ZM250 138H251V136H250ZM254 138V137H253ZM63 139V138H62ZM62 139H61V141H62ZM70 139V138H69ZM72 139H74V137L72 138ZM79 140H80V138H78ZM77 139V140H78ZM189 139V138H188ZM187 139V140H188ZM219 139H218V141H219ZM239 140H237V141H241L240 139V137L238 138ZM244 139V138H243ZM255 139V138H254ZM25 141H27L26 139H24ZM57 140V139H56ZM80 140V141H81ZM95 140H96V138H95ZM94 140V141H95ZM189 140H191V139H189ZM201 140V139H200ZM225 140H222L223 142H225ZM231 139H230V141H226V142H231L232 141ZM253 140V139H252ZM257 140V139H256ZM256 140H255V142H256ZM261 140V139H260ZM53 141H55V140H53ZM58 142H59V140H57ZM64 141V140H63ZM63 141H62V143H63ZM90 141H91V139L88 141V143H89V146H88V143L86 144V146H85V144H84V147L85 148H88V147H91L92 148V144L90 143ZM237 141H235V139L233 140V142H235V144L237 143ZM243 141V140H242ZM244 141H246L244 144H243V142H241V144H243V145H239L238 147H237V145H236V149H237V152L238 153H240V154H244L243 156L241 155V159L239 160V161H241V163L242 162H244L245 164H246V167L247 168H249V169H259V171L261 170V172L262 171H264V153H263V150H261L259 147L260 146H262L263 147V145H264V142L263 143H261V145L258 143L257 144V142L256 143H254V141H251L250 139H249V141H251V142H249L246 138H245V140ZM258 141V140H257ZM16 142V143H17ZM57 142V143H58ZM66 142V141H65ZM99 142V141H98ZM191 142H192V140H191ZM7 143V144H6ZM61 143V144H62ZM67 144H68V142H66ZM70 143H72V142H70ZM81 143V144H82ZM101 143V142H100ZM99 143V144H100ZM193 143H194V141H193ZM196 143L197 142H195V144L194 145H191V144H184V145H182V148L179 146V145H177L178 144V142H177V144H174L173 145V147L174 146H176V147H179L178 149H174V150H177V151H174V152H172L171 154H170V157H171V161L173 162H169V164L166 162V163H164V162H162L161 163V165H162V167H160L161 165H159V167L158 168H161V171L163 172V177H161V179L160 178H155V177H150L151 179L153 178H155L154 180L155 181H157L158 180V182L160 183V184H163L164 183V181L163 180H165V182H166V180H167V182L170 184V186H171V189H169V190H171V192L168 190V192H167V194H166V192H164L163 191V194L166 196V199H167V196H168V193H169V197L171 196L174 200H169L170 202H171V205L173 204H175V206L176 207H174V208H172L171 206L169 207L170 209L169 210H164V209H161L160 210V215H159V217L160 218H158V224L156 223V225H155V222H156V219H155V222H153L154 223V225L155 226H157V228L156 229H159V227H161L162 228V231H163V228L165 227V223L167 224L168 222H170V223H172L173 221H175L176 222V219H178L179 220V215H181L182 213H188V211H190V209L192 210L193 208H191V206H192V204H193V202H195L194 201V198L193 197H195L197 194H198V192H200L201 190L203 191V188L205 189V188H207V187H203V184L205 185L206 184V180H203V181H205V183H202V178L203 177H200V176H202V175H200V174H202V171L203 170H205V166H206V164H204V162H205V160L207 161L208 159H206L205 157H208V156H205V154H206V152L205 151H203V147L205 146H199V145H196ZM225 143L226 145H223L222 146V142H221V144L219 145V146H221L222 148H220L219 149V154H220V156L222 155L223 156V154H222V152L224 153V152H226L227 150H226V147H227V149L229 148V146L231 145V144H233V143ZM10 144H12V143H10ZM44 144V143H43ZM55 144H56V142H55ZM79 144V143H78ZM83 144H82V146H83ZM95 144V143H94ZM228 144H229V146H228ZM237 144H239V143H237ZM263 144V145H262ZM12 145H14V146H12ZM12 145H8L9 146V148H10V146H12L11 148L13 149V150H16V149H20L21 147H19L18 146V148H16L17 146V144L15 145V144H12ZM59 145V144H58ZM64 145V144H63ZM70 145V144H69ZM69 145H68V148H69ZM90 145H92V146H90ZM96 145V144H95ZM260 145V146H259ZM8 146H7V148H8ZM45 146V145H44ZM60 146V145H59ZM207 146V145H206ZM233 146V145H232ZM231 146V147H232ZM235 146V145H234ZM233 146V147H234ZM45 147H47V146H45ZM84 147H81V148H84ZM230 147V148H231ZM232 147V148H233ZM261 147V148H262ZM44 148V147H43ZM61 147H59V148H57L56 147V149L55 150H59ZM63 148V147H62ZM61 148V149H62ZM67 148V149H68ZM84 148V149H85ZM96 148V147H95ZM94 148V149H95ZM100 148V147H99ZM167 148V147H166ZM170 149H171V146L169 147ZM206 148V151H207V147H205ZM230 148H229V150H230ZM51 149H52V147H51ZM83 149V150H84ZM161 149V148H160ZM164 149V148H163ZM173 149V148H172ZM179 149H180V151H179ZM235 149V148H234ZM235 149V150H236ZM37 150V149H36ZM39 150H40V148H39ZM65 150H66V148H65ZM70 150H71V148H70ZM89 150H91V149H89ZM93 150V149H92ZM106 150V149H105ZM157 150V151H156ZM167 150V149H166ZM229 150L227 151V154L226 155H224V156H226V157H228V158H231L230 160H232V158L236 161V158L234 157L235 155L237 156V154H233V153H236L235 151H233V153H232V151H231V156L232 157H230V154L228 153L229 152ZM12 151V150H11ZM42 151H44V149L42 150ZM54 151V150H53ZM60 152H61V150H59ZM62 151H64V149L62 150ZM68 151V150H67ZM72 151V150H71ZM70 151V152H71ZM202 151H203V153H202ZM209 151V150H208ZM20 152H22L21 151V149L18 151V153H20ZM34 153H36V152H38V150L35 152V151H33ZM32 152V153H33ZM51 152V151H50ZM57 152V151H56ZM60 152H57L58 153V155L60 154ZM69 152V153H70ZM89 152V151H88ZM88 152H84L83 151V155L85 156ZM91 152V151H90ZM92 152H94V151H92ZM101 152V151H100ZM100 152L98 153V154H100ZM108 152V151H107ZM164 151H159L158 149H155V152L153 153V155H152V163L155 165H157V163L161 160L160 159V157H161V154L163 153ZM9 153H11L10 152V150H9ZM15 153H16V151H15ZM18 153H17V155H18ZM42 153V152H41ZM44 153V152H43ZM52 153H54V154H56L55 153V151L54 152H52ZM51 153V154H52ZM76 153V152H75ZM215 153V152H214ZM213 153V154H214ZM218 152H216L215 153V155L217 154ZM21 154V153H20ZM19 154V155H20ZM39 154V152L37 153V155ZM48 154V153H47ZM47 154H45V155H47ZM50 154V155H51ZM67 154V153H66ZM71 154V153H70ZM77 154H80V153H77ZM202 154H204V156L202 155ZM207 154H211V152L210 153H207ZM219 154L217 155V157L219 158L220 156H219ZM239 154V155H240ZM21 155H23V154H21ZM61 155L62 156H65V155H63L62 153L60 154V157H61ZM75 155V154H74ZM83 155H81L82 157H83ZM88 155V154H87ZM93 155H94V153H93ZM97 155V154H96ZM110 155V154H109ZM163 156H166V158H167V160H168V155H166V153L165 154H162ZM212 155V154H211ZM214 155V156H215ZM234 155V156H233ZM39 156H41V155H39ZM49 156V155H48ZM68 156H69V154H68ZM68 156H66V157H68ZM162 156V157H163ZM19 157V156H18ZM37 157V156H36ZM42 157H43V155H42ZM42 157H40V158H42ZM47 157V156H46ZM45 157V158H46ZM51 157V156H50ZM66 157H64V158H66ZM97 157H98V155H97ZM110 157V156H109ZM161 157V158H162ZM209 157H210V155H209ZM208 157V158H209ZM213 157V156H212ZM239 157V156H238ZM16 158V157H15ZM47 158H49V157H47ZM47 158H46V161H48V160H50V159H48L47 160ZM54 158V157H53ZM52 158V159H53ZM58 158L59 157H57V161H58ZM70 157H68V159H69ZM79 158V157H78ZM87 158V157H86ZM205 158V159H204ZM211 158V157H210ZM209 158V159H210ZM14 159V158H13ZM17 159V158H16ZM19 159H20V157H19ZM18 159V160H19ZM32 159H33V157H32ZM34 159H36V158H34ZM43 159V158H42ZM51 159V160H52ZM71 159H72V157H71ZM83 159V161H84V159H85V157L84 158H82ZM90 159V158H89ZM104 159V158H103ZM107 159V158H106ZM165 159V158H164ZM212 159V162H213V159H215V158H211ZM221 159V158H220ZM238 159V158H237ZM18 160H16L17 161V163H19L18 162ZM38 160V159H37ZM51 160H50V162H51ZM54 160V159H53ZM70 160V159H69ZM68 160V161H69ZM76 160V159H75ZM85 160H88V159H85ZM95 160H97V158L95 159L94 158V160L92 159V162L91 161H89V163L91 162V164H92V166L94 167L95 165H94V162H95ZM217 159H215V161H216ZM243 160V161H242ZM35 161V160H34ZM39 161V163H40V160H38ZM37 161V162H38ZM56 161V160H55ZM166 161V160H165ZM169 161V160H168ZM218 161H220L221 162V160H219L218 159ZM223 161H224V159H223ZM235 161H234V163H235ZM53 163H54V161H52ZM59 163H60V161H58ZM87 162V161H86ZM208 162V161H207ZM210 162H211V160H210ZM232 162H233V160H232ZM21 163L23 164V161H21ZM21 163L19 164V166H21L20 168L22 169L23 167H25V165L23 166V165H21ZM39 163H37V164H39ZM46 163H49V162H46ZM74 163V162H73ZM103 163V162H102ZM174 163H176L175 164V166L173 165ZM216 162H214V165H216L215 164ZM243 163V164H244ZM31 164V163H30ZM36 164V163H35ZM37 164H36V166H37ZM41 164V163H40ZM61 164H62V162H61ZM60 164V165H61ZM65 163L63 162V167H62V165H61V168H64L65 170H67L66 168H65V165H64ZM69 164V163H68ZM90 164V165H91ZM96 164V163H95ZM152 164V165H153ZM159 164V163H158ZM220 164V163H219ZM219 164H217V165H219ZM46 165V164H45ZM74 165V164H73ZM82 165V164H81ZM84 165V164H83ZM87 165H88V162H87ZM97 165V164H96ZM103 165V164H102ZM147 165V164H146ZM155 165V166H156ZM180 165V166H179ZM183 167H182V166ZM236 165H237V162H236ZM238 165H239V163H238ZM9 166V167H8ZM18 166V167H19ZM48 166V165H47ZM46 166V167H47ZM59 166V165H58ZM149 166V165H148ZM178 166V167H177ZM208 166L210 167V165L208 164ZM213 166V165H212ZM27 167V166H26ZM42 167H44V166H42ZM45 167V169L44 170H49L48 168H50V167H47L46 168ZM54 167H55V165H54ZM69 167V166H68ZM73 167L74 166H72V168L70 167L69 169L71 170H73V171H75L74 169H73ZM178 168V170L179 171H181V168L183 169L182 170V174L184 175V177L186 178H183L185 181L186 180H188L186 183H185V185H184V188L186 187L187 189H181L180 187H179V185H178V183L179 182H184L183 181V179H181V180H178V178L180 179V178H182L183 177V175H181V173H180V175L179 176H181V177H177V168ZM203 167H205L204 169H203ZM209 167H208V169H209ZM246 167H244L245 169H247ZM251 167V168H250ZM36 168V167H35ZM53 168V167H52ZM96 168V167H95ZM95 168H92V169H95ZM149 168V167H148ZM151 168V167H150ZM150 168L148 169L149 171H150ZM180 168V169H179ZM26 169V168H25ZM59 169V168H58ZM76 169V168H75ZM81 169V168H80ZM92 169H91V172H92ZM103 169V168H102ZM145 169V172L147 173V169L146 168H144ZM156 169V168H155ZM211 169V168H210ZM208 170L207 172H209V171H211V170ZM248 169V170H249ZM22 170H24V169H22ZM33 170H36V169H33ZM41 171L42 169H38L37 168V170L36 171ZM50 170H51V168H50ZM53 170L54 169H52L51 171H52V173L51 174H54L53 173ZM72 170H71V172H72ZM98 170H99V168H98ZM158 170L159 169H156V171L158 172ZM207 170V169H206ZM205 170V171H206ZM254 170H252V171H254ZM59 171H60V169H59ZM64 171V170H63ZM81 171V170H80ZM103 171H105V170H103ZM142 171H143V169H142ZM141 171V172H142ZM151 171H152V168H151ZM153 171H154V169H153ZM154 172L155 174L157 173V172ZM5 173L4 174V176L2 175L3 173ZM19 172V171H18ZM43 172V171H42ZM48 172V171H47ZM46 172V173H47ZM50 172V171H49ZM62 172V171H61ZM145 172L143 173L142 172V174L143 175H147V174H145ZM254 172H256L257 174L259 173L258 171H254ZM260 172V173H261ZM41 173V172H40ZM46 173H45V175H46ZM95 173V172H94ZM104 173V172H103ZM210 173V172H209ZM208 173V174H209ZM259 173V174H260ZM264 173V172H263ZM263 173H261V174H263ZM39 174V173H38ZM60 174H62V178H63V173H60ZM76 174V173H75ZM96 174V173H95ZM141 174V175H142ZM148 174H152V173H148ZM157 174H160V176H161V173H160V171L157 173ZM156 174V177H158L159 175H157ZM164 174H165V177H164ZM203 174H204V171H203ZM206 174V173H205ZM211 174V173H210ZM256 174V175H257ZM258 174V175H259ZM2 175V176H1ZM32 175H33V173H32ZM66 175V174H65ZM86 175V174H85ZM93 175V174H92ZM257 175V176H258ZM41 176H42V174H41ZM47 176H50V175H48L47 174ZM80 176V175H79ZM95 176V175H94ZM97 176V175H96ZM159 176V177H160ZM175 176H176V178H175ZM2 177V178H1ZM7 177L5 178L6 179V181H8L7 180ZM21 177H22V179H21ZM46 177V176H45ZM54 177V176H53ZM56 177V176H55ZM59 176H57V178H58ZM78 177V176H77ZM207 177H209V175L207 176L206 175V178ZM11 177H9L8 179H10ZM28 177L26 176V179H27ZM47 178V177H46ZM65 178V177H64ZM81 178V177H80ZM83 178V177H82ZM84 178H86L85 176H84ZM83 178V179H84ZM201 178V179H200ZM1 179L3 180V181H1ZM23 179V180H24ZM43 179V178H42ZM51 179H53L54 180V178H52L51 177ZM51 179H48V181L50 182V183H53V182H51L52 180ZM69 179V178H68ZM98 179V178H97ZM152 179V181L151 180H149V181H151V182H153L154 180ZM163 179V180H162ZM179 181L178 183L176 182L177 180ZM45 180V179H44ZM43 180V181H44ZM51 180V181H50ZM59 181H61L60 180V178L58 179ZM67 180V179H66ZM85 180V179H84ZM83 180V181H84ZM138 180H139V178H138ZM159 180H162L163 182L161 183ZM175 182H174V181ZM211 180H213V178L211 179ZM210 180V181H211ZM6 181H5V183H6ZM39 182H40V180H38ZM56 181V180H55ZM55 181H54V183H55ZM71 181V180H70ZM86 181V180H85ZM97 181V180H96ZM135 181H137V180H135ZM46 182V184L48 185V183H47V181H45ZM65 182V181H64ZM134 182V181H133ZM209 182V180L207 181V183ZM212 182V181H211ZM58 183V182H57ZM73 183V182H72ZM177 183V184H176ZM210 183V182H209ZM8 184V183H7ZM39 184V183H38ZM40 184H45V183H41L40 182ZM45 184V186H43L42 188L40 187V185H39V187L41 188V189H43L44 187H47V185ZM56 184V183H55ZM66 184H68V182L66 183ZM71 184V183H70ZM70 184H68V185H70ZM96 184V183H95ZM133 183H131V185H132ZM151 184V183H150ZM168 184V185H169ZM58 185H60V184H58ZM65 185V184H64ZM72 185H74V184H72ZM153 184H151V186H152ZM210 184H208L207 186H209ZM42 186V185H41ZM71 186V185H70ZM69 186V187H70ZM134 186V185H133ZM164 187H166L167 186V183H166V185H163ZM196 186V187H195ZM213 186V185H212ZM67 187V186H66ZM74 187V186H73ZM153 187H155V185H153L152 186V188ZM156 187H157V185H156ZM211 187V186H210ZM210 187H208V188H210ZM34 188V187H33ZM32 188V189H33ZM40 188H39V190H40ZM48 189V188H47ZM47 189L45 190V189H43V190H41V191H47ZM131 189V188H130ZM155 189V188H154ZM160 189V188H159ZM157 189V191H156V193L154 194L153 192H151L152 194H149L150 196L152 195V197L151 198H154L153 200H155V203L156 202H159V201H157L156 199H158V198H156V196L155 195H161V193H162V190L160 189ZM195 189V190H194ZM78 189H76L75 191H77ZM142 190V189H141ZM194 190V191H193ZM210 191H211V188L209 189ZM33 191V190H32ZM34 191H36V190H34ZM33 191V193H36V192H34ZM65 191V190H64ZM68 191V190H67ZM154 191V192H155ZM161 191V192H160ZM181 191V192H180ZM205 191H206V189H205ZM13 192V193H14ZM40 192V191H39ZM44 192V193H45ZM48 192V191H47ZM61 192H63V191H61ZM179 192V193H178ZM207 192V191H206ZM37 193H38V191H37ZM64 193H66V192H64ZM81 193V192H80ZM202 193V192H201ZM200 193V194H201ZM209 193V192H208ZM16 193H14V195L13 196H16L15 195ZM61 194V193H60ZM68 194V193H67ZM154 194V195H153ZM203 194V193H202ZM206 194V193H205ZM10 195V196H9ZM35 195V194H34ZM54 195V194H53ZM56 195V194H55ZM54 195V196H55ZM79 195H81V194H79ZM199 195V194H198ZM53 196V197H54ZM71 196V195H70ZM78 196V195H77ZM155 196V197H154ZM164 196V197H165ZM206 196V195H205ZM238 197H239V195H237ZM236 196V197H237ZM6 197H7V200H5L6 199ZM19 197H21L20 199H19ZM35 197V196H34ZM33 197V198H34ZM37 197V196H36ZM52 197V198H53ZM56 197V196H55ZM64 197H66V198H68V196L66 195V196H64ZM83 197V196H82ZM159 197V196H158ZM162 197V196H161ZM189 197H191V198H189ZM203 197V196H202ZM12 198V197H11ZM14 198V197H13ZM26 198V197H25ZM72 198V197H71ZM74 198V197H73ZM199 198V197H198ZM241 198V197H240ZM240 198H239V201H240ZM15 199L16 198H14L13 200L15 201ZM38 199V198H37ZM48 199V198H47ZM56 199V198H55ZM75 199V198H74ZM73 199V200H74ZM78 199H80V198H77V200ZM85 199V198H84ZM163 199V198H162ZM161 199V200H162ZM195 199H196V197H195ZM199 199H202V198H199ZM24 202H23V201ZM36 200V199H35ZM35 200H33V202H35V204H33V202H32V206L33 207H35V205H36V201ZM41 200V199H40ZM49 200V199H48ZM76 200V199H75ZM152 200V199H151ZM159 200V199H158ZM242 200V199H241ZM44 201L45 202H47L45 199H44ZM81 201V200H80ZM174 203H173V202ZM200 201V200H199ZM41 202H43L42 200H41ZM44 202V203H45ZM58 202V201H57ZM85 202V201H84ZM83 202V203H84ZM152 202V201H151ZM245 202H247V201H245ZM21 203V204H22ZM43 203V204H44ZM49 203H50V201H49ZM48 202L47 203H45V205H46V207L48 206V204H49ZM53 203H54V201H53ZM66 202H64V204H65ZM74 203H76L75 201H74ZM82 203V204H83ZM162 203V202H161ZM164 203V202H163ZM163 203H162V205H163ZM1 204V203H0ZM17 204V205H18ZM20 204V205H21ZM22 204V205H23ZM77 204H79V203H77ZM85 204H86V202H85ZM88 204V203H87ZM246 204V203H245ZM3 205V204H2ZM10 205L8 204V206L10 207ZM50 205H52L53 206V204H50ZM56 205V204H55ZM54 205V206H55ZM67 205H70V204H67ZM168 205V203L166 202V207H168L167 206ZM170 205V204H169ZM194 205V204H193ZM237 205H238V203H237ZM239 205H241V204H239ZM7 206V205H6ZM13 206V205H12ZM11 206V207H12ZM15 206H13V207H15ZM19 206V205H18ZM18 206H16L15 208H17V210H18V208H19V211L21 210L20 208L22 207V209H24V207L23 206H21V207H18ZM32 206H30V207H32ZM36 206H38V205H36ZM81 206V205H80ZM79 206V208H81ZM164 206V205H163ZM195 206V205H194ZM246 206V205H245ZM4 207H5V205L3 206V208H2V206H0V210H6V209H4ZM8 207V208H9ZM10 207V208H11ZM40 207V206H39ZM49 207V206H48ZM57 207H58V205H57ZM62 207V206H61ZM86 207V206H85ZM193 207V206H192ZM243 207V206H242ZM6 208V207H5ZM7 208V209H8ZM9 208V210L8 211H10V216L7 214V210L5 211L6 213H5V216H9V218H8V216L5 218V217H3V215H4V211L2 210V213L3 214H1L0 215V233H2V231H4L5 232V229H7L8 230V228L9 227H4L3 225H2V223H1V219L2 218H5V219H7L8 218V220H7V222H6V220L5 221H3V219H2V222H3V224L5 223H7L6 224V226L8 225V222L11 220L10 219V217L14 214V217L16 218V216H17V213H20V212H17V210L13 213V209H10ZM14 208V209H15ZM36 209L38 208V207H35ZM44 208V207H43ZM43 208H39L40 210L41 209H43ZM51 208H55V207H51ZM70 208V207H69ZM91 208V207H90ZM164 208H165V206H164ZM172 208V209H171ZM241 208V207H240ZM28 208H26V210H27ZM33 209V208H32ZM45 209V208H44ZM43 209V210H44ZM74 208H72V210H73ZM144 209V208H143ZM244 209H246V208H244ZM13 210V211H12ZM25 210V211H26ZM31 210V209H30ZM46 211H47V209H45ZM48 210H51V209H48ZM54 210V209H53ZM56 210V209H55ZM58 210V209H57ZM71 210V211H72ZM87 210V209H86ZM90 209H88V211H89ZM92 210V209H91ZM141 210H142V208H141ZM78 211V210H77ZM82 211V210H81ZM87 211V212H88ZM24 212V211H23ZM45 212V211H44ZM73 212H75L74 210H73ZM85 212V211H84ZM87 212H85V213H87ZM26 213V212H25ZM27 213H28V211H27ZM26 213V215L28 216V214ZM185 213V214H186ZM7 214V215H6ZM83 214V213H82ZM16 215V216H15ZM25 215V219H27V216ZM69 215V214H68ZM140 215V214H139ZM81 216V215H80ZM14 217H11V218H13V219H15ZM69 217V216H68ZM76 217V216H75ZM138 217V216H137ZM140 217L141 216H139L138 218H137V221L139 222V220H140ZM67 218V217H66ZM72 218V217H71ZM81 218V217H80ZM80 218H78V219H80ZM10 219V220H9ZM68 219V218H67ZM74 219V218H73ZM160 219V220H159ZM76 220H77V218H76ZM148 220H150L149 218H147V220L146 221H148ZM152 220V219H151ZM177 220V221H178ZM12 222H13V220H11ZM140 221H144V218L142 217V220H140ZM150 222V221H149ZM148 222V223H149ZM152 222V221H151ZM82 223V222H81ZM142 225L141 226H144L143 225V223L142 222H140ZM145 223V222H144ZM147 223V222H146ZM145 223V224H146ZM151 224V223H150ZM175 224V223H174ZM1 225H2V227H4V229L1 227ZM78 225V224H77ZM168 225V224H167ZM173 225V224H172ZM86 226V225H85ZM145 226H147V224L145 225ZM151 226V228H153L152 227V224L150 225ZM84 227V226H83ZM12 228V227H11ZM14 228H16V226H14ZM150 228V227H149ZM146 229V228H145ZM6 230V231H7ZM33 230H36L35 228L33 229ZM85 230V229H84ZM160 230V229H159ZM165 230V229H164ZM158 231V230H157ZM8 232V231H7ZM9 232H10V229H9ZM13 232H14V230H13ZM6 233H3V235H5ZM7 235V234H6ZM1 236V235H0ZM8 236V235H7ZM7 236L6 237H4V238H6L5 240V243H4V241H2L1 239H3L4 240V238H1L0 240L2 241V242H0V243H3L4 244V246L3 247H5V249L2 247V249H4V250H2L3 251V253L1 254L0 253V264H3V263H5V262H7L8 264H9V261H11V263L10 264H18L19 263V261H18V257H19V255H18V252L16 251V249H14L13 251H12V253L11 254H9V253H7V251L9 250L10 251V249H8V247L10 248V246H8V245H10V243L7 241ZM9 237V236H8ZM10 238V237H9ZM6 246H8L7 248H6ZM1 247H0V251H1ZM7 249V250H6ZM5 250H6V254H4L5 253ZM264 251V250H263ZM43 252V251H42ZM32 253H35V252H30V254H29V256L31 257V256H33L32 255ZM39 253V252H38ZM95 254V253H94ZM99 254H101L100 252H99ZM3 255V256H2ZM39 255V254H38ZM47 255V254H46ZM46 255H44V252L41 254V255H39L40 256V258L39 259H44V260H42L43 262H40V263H42V264H47V262H49L48 260H46ZM92 256L90 257V255L88 254V256L89 257H87L86 258V260H88L87 262H89L90 264H105L106 262L105 261H108L107 259L104 261V259L105 258H107V255L106 254H104L103 252H102V256L103 255H106L105 257L103 256H101V255H98V254H95V255H93V253L91 254ZM2 256V257H1ZM5 256V259H6V261H5V259L3 258ZM45 256V257H44ZM261 256V255H260ZM259 256V257H260ZM44 257V258H43ZM36 258H37V255H36ZM245 258V257H244ZM261 258H264V255L261 257ZM260 258V259H261ZM7 259L9 260V261H7ZM38 259V260H39ZM246 259V258H245ZM259 259V260H260ZM47 262H46V261ZM264 260V259H263ZM39 261H41V260H39ZM46 262V263H45ZM88 263V264H89ZM255 263V261L252 263V264H254ZM261 263V262H260ZM6 264V263H5ZM20 264V263H19ZM51 264V263H50ZM106 264H108V263H106ZM264 264V263H263Z\"/></svg>",
    "mask_w": 264,
    "mask_h": 264
}]
</instances>
